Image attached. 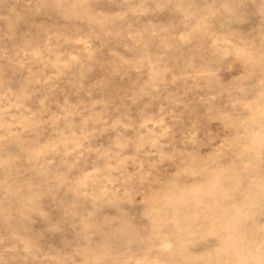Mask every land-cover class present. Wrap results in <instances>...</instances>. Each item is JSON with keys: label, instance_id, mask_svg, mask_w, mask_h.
<instances>
[{"label": "rangeland", "instance_id": "374dc122", "mask_svg": "<svg viewBox=\"0 0 264 264\" xmlns=\"http://www.w3.org/2000/svg\"><path fill=\"white\" fill-rule=\"evenodd\" d=\"M0 264H264V0H0Z\"/></svg>", "mask_w": 264, "mask_h": 264}]
</instances>
